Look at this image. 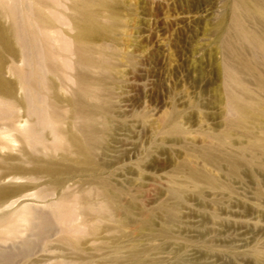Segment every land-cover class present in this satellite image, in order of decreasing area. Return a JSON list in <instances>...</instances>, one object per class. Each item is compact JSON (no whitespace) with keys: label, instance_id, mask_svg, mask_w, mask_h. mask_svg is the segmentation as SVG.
<instances>
[{"label":"rangeland","instance_id":"rangeland-1","mask_svg":"<svg viewBox=\"0 0 264 264\" xmlns=\"http://www.w3.org/2000/svg\"><path fill=\"white\" fill-rule=\"evenodd\" d=\"M260 1L0 0V264H264Z\"/></svg>","mask_w":264,"mask_h":264},{"label":"bare ground","instance_id":"bare-ground-1","mask_svg":"<svg viewBox=\"0 0 264 264\" xmlns=\"http://www.w3.org/2000/svg\"><path fill=\"white\" fill-rule=\"evenodd\" d=\"M239 2V1H238ZM241 2V1H240ZM260 3H261V6H262V10H264V2L263 1H260ZM249 4H252V3H249ZM241 5V4H240ZM250 7V6H249ZM258 13H259V11H258ZM264 13V12H263ZM237 15V14H236ZM255 16V15H254ZM85 22V21H84ZM86 23V22H85ZM89 23V22H88ZM92 23V22H91ZM246 31V30H245ZM249 37H250V39L252 40V41H254L256 44H258V46L259 47H261L262 49H263V51H264V35H259V34H257L256 32H251L250 34H249ZM0 38L4 41V45H5V49L10 53V54H12V55H14L15 54V52H16V48H15V46L13 45V43L11 42V40L9 39V36L7 35V33L5 32V30L4 29H2V27L0 26ZM236 51H237V48H236ZM238 51H239V49H238ZM18 53V52H17ZM243 53V52H242ZM9 54V55H10ZM244 54V53H243ZM11 60V59H10ZM230 61H231V59H230ZM232 62V61H231ZM236 62V61H235ZM18 63H19V61H18ZM24 63V60H23V62L21 63L20 62V66L22 65ZM242 63V62H241ZM231 65H232V63H231ZM243 65V67H244V64H242ZM18 65H17V62L16 61H11L10 63L8 62V60H6V57L0 52V93H3V94H12L14 91H15V86H16V82L15 81H13V80H10V79H8V74H11V75H15L16 74V67H17ZM221 68H224L225 69V66H224V64H222L221 63ZM260 82L261 83H264V79L261 77L260 78ZM228 98H229V96H228ZM232 98H233V96H232ZM232 98L231 99H228V103H230V104H232L233 103V105H235L236 107H238L237 109H239V108H241V110L239 109V111H240V113H242V109H244L243 110V112H245L247 109L246 108H244V106L243 105H241L240 103H238L237 101H235V99H234V101L232 102L231 100H232ZM252 102V101H251ZM235 103V104H234ZM258 104H259V102H258ZM232 105V106H233ZM249 105H250V103H249ZM261 105V104H260ZM235 106H233L234 108H235ZM248 106V105H247ZM258 106V105H257ZM263 106V105H262ZM250 107V106H249ZM250 108H252V107H250ZM259 108H260V106H259ZM248 112L250 113V110L248 109ZM257 111H252L251 112V116H253V117H255V118H261L262 117V115L264 114V110L259 114V113H256ZM246 114H248V113H246ZM241 116V115H240ZM244 116V115H243ZM242 116V117H243ZM251 116H250V118H251ZM241 118V117H240ZM243 118H245L246 120H247V118H249V116L246 118V115H245V117H243ZM243 121V120H242ZM29 123V119H21V127H28V124ZM26 127V128H27ZM22 129V128H21ZM25 129V128H24ZM252 131V130H251ZM213 134V133H212ZM223 135H226V133H224ZM223 135L222 134H219V135H217V139H219V141H221V139L223 138ZM243 135V134H242ZM213 136V135H212ZM255 136H257V135H255ZM252 137V136H251ZM226 139V138H225ZM224 139V140H225ZM13 142H16L15 141V138H14V140H13ZM251 142V143H250ZM250 142H249V144H250V146H252V147H256V146H259V145H261L262 146V139L261 138H259V137H253L252 138V140H250ZM233 164H236V162L234 161L233 162ZM236 166V165H235ZM193 173L194 174H196L197 173V170H193ZM23 176H15L14 175V177H13V179H19V178H22ZM7 178V177H6ZM7 192H9V190L8 189H2L1 191H0V193L1 194H5V193H7Z\"/></svg>","mask_w":264,"mask_h":264}]
</instances>
